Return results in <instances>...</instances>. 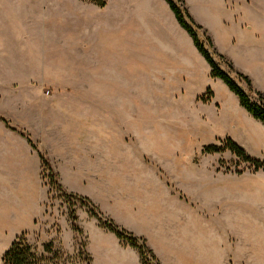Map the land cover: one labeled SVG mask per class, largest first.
<instances>
[{"label":"rangeland","instance_id":"obj_1","mask_svg":"<svg viewBox=\"0 0 264 264\" xmlns=\"http://www.w3.org/2000/svg\"><path fill=\"white\" fill-rule=\"evenodd\" d=\"M101 1L0 0V150L23 155L0 157V264L22 233L40 251L53 242L65 264H76L81 249L90 264H141L83 202L71 198L70 210L64 192L88 197L143 237L159 264L160 255L165 264H264V169L227 150L203 151L230 138L264 160V126L210 76L164 0ZM184 4L264 93V0ZM154 17L177 46L156 41ZM178 47L181 66L172 57ZM73 138L85 152L70 168ZM39 155L58 186L43 176Z\"/></svg>","mask_w":264,"mask_h":264},{"label":"trees","instance_id":"obj_2","mask_svg":"<svg viewBox=\"0 0 264 264\" xmlns=\"http://www.w3.org/2000/svg\"><path fill=\"white\" fill-rule=\"evenodd\" d=\"M100 7L104 6L101 0H93ZM172 11L179 26L190 36L197 52L204 58L210 68V76L220 79L227 88L237 97L239 105L255 120L264 126V93L254 88L251 79L245 73L237 70L232 61L224 54L217 51L211 37L203 26L195 21L185 7L184 0H164ZM244 84L243 87L241 84ZM203 103L209 101L210 97H200ZM6 125L7 121L1 118ZM28 143H31L29 136L24 135ZM229 151L244 162H247L255 171L264 169V160L253 158L246 153L232 139L224 140L223 145L210 144L203 148L208 153ZM41 168L44 177H48L52 185H57L58 174L54 171L51 164L43 156L39 155ZM58 186V185H57ZM69 209L72 210L71 198L83 202L90 217L97 220L99 226L113 233L115 237L125 246L137 250L141 264H159L156 256L148 247L143 237L136 236L134 233L120 227L113 219L105 217L88 197H82L73 193H65ZM71 228L75 234H82L81 228L77 225L74 212L71 211ZM89 255L86 250L79 251L76 264H90ZM66 257L55 248L53 242H48L42 246L40 251L31 244L25 233L15 237L10 246L5 250L1 257L2 264H65Z\"/></svg>","mask_w":264,"mask_h":264},{"label":"crops","instance_id":"obj_3","mask_svg":"<svg viewBox=\"0 0 264 264\" xmlns=\"http://www.w3.org/2000/svg\"><path fill=\"white\" fill-rule=\"evenodd\" d=\"M158 16V15H157ZM155 19H153L154 21H155V23L157 24V26H156V28H157V30H159V31H161V33L162 34H157L156 36V41H158L161 45H165V47L166 48H168L167 47V43H174V45H176L177 46V42H175L177 39H175V37H173V35H170L168 32H165L164 31V27H159V26H163L162 25V23H160V20H159V17H154ZM174 25H175V23H173ZM174 25H173V29H175V27H174ZM179 29V28H178ZM172 38H174V39H172ZM168 40H169V42H168ZM175 40V41H174ZM170 48V47H169ZM179 48V47H178ZM166 52H167V50H166ZM172 52L174 53V55H172V57L176 60V62L181 66V64H185V58H184V56H183V54H182V51H181V49L179 48V50H176L175 51V49H173L172 50ZM80 53L82 54V55H84V53L82 52V51H80ZM88 57V55H86L85 56V58H87ZM90 58L92 59L93 58V56H90ZM178 64H175V65H178ZM81 86H83V87H81ZM76 88H78V89H81V90H87V89H89V88H86L85 87V84H82V85H80V86H77L76 85ZM100 104V103H99ZM96 119V123H97V127L99 128L100 127V125H99V119H98V117H97V115H96V117H95ZM101 127H102V120H101ZM46 129H47V131L49 130V126H46L45 127ZM48 132H50V131H48ZM104 132L102 131V130H98L97 129V131L95 132V136H99V137H104ZM92 136H93V133H92ZM66 143H68L67 141H65ZM60 142H58V144H59ZM69 144L73 147H75V150L73 151V156L74 157H71L69 160H68V162H69V165H70V168H73L76 164H78L79 162H81V158H80V153L83 151V148L82 147H84L83 146V143L80 141V139L79 138H73V139H71L70 141H69ZM6 151H1L0 150V157L2 156L3 157V159L4 160H6V161H8V156H10V155H17V154H19V153H21V152H19V150H17L16 148L15 149H11L9 152V155H7L8 153H5ZM64 153L66 152V150L65 151H63ZM83 152H85V150L83 151ZM28 153L31 155V152L30 151H28ZM63 153V156L65 155V157H66V155L67 154H64ZM4 154V155H3ZM21 155H22V153H21ZM54 157H56V156H54ZM22 161H23V155H22ZM21 164V167L23 168V165H25L23 162H20ZM25 168L26 167H24V170H25ZM94 230V229H93ZM95 231V230H94ZM98 234H100V235H102L101 233H99V232H97ZM111 233V232H110ZM112 235H114L113 233H111ZM115 236V235H114ZM116 238V237H115ZM117 239V238H116ZM115 242V241H114ZM5 247H7V246H5ZM0 248H1V246H0ZM160 255V254H159ZM160 257H161V261L163 262V264H165L166 263V258L167 257H165V256H161L160 255ZM139 264V263H138Z\"/></svg>","mask_w":264,"mask_h":264}]
</instances>
